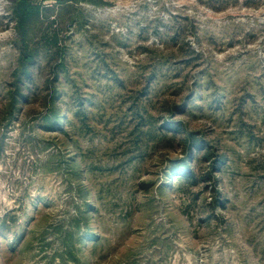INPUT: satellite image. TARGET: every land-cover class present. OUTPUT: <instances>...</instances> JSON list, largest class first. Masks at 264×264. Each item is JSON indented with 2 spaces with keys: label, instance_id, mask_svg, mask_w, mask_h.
Wrapping results in <instances>:
<instances>
[{
  "label": "rangeland",
  "instance_id": "1",
  "mask_svg": "<svg viewBox=\"0 0 264 264\" xmlns=\"http://www.w3.org/2000/svg\"><path fill=\"white\" fill-rule=\"evenodd\" d=\"M19 1L0 264H264V0Z\"/></svg>",
  "mask_w": 264,
  "mask_h": 264
},
{
  "label": "trees",
  "instance_id": "2",
  "mask_svg": "<svg viewBox=\"0 0 264 264\" xmlns=\"http://www.w3.org/2000/svg\"><path fill=\"white\" fill-rule=\"evenodd\" d=\"M58 1H69V0H58ZM77 1V0H76ZM41 12V5L40 4H35L31 0H20L17 4L16 7V13H17V21H18V28L21 32L22 35H26V24L31 16L34 14H39ZM28 58H32L31 55H29ZM189 148H192L193 145L199 148L204 147V141L198 137H192L188 141ZM183 161V166L179 170L185 175L188 176H195L196 177V172L191 166V164L186 160V158L181 159Z\"/></svg>",
  "mask_w": 264,
  "mask_h": 264
}]
</instances>
